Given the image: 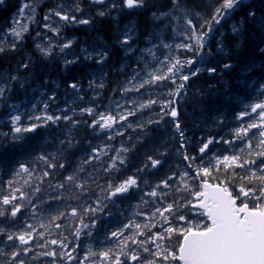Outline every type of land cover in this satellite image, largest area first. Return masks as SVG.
Masks as SVG:
<instances>
[{"label": "snow or ice", "instance_id": "1", "mask_svg": "<svg viewBox=\"0 0 264 264\" xmlns=\"http://www.w3.org/2000/svg\"><path fill=\"white\" fill-rule=\"evenodd\" d=\"M38 8L23 0L0 34V55L21 53L0 71V264H264V0H58L40 22ZM78 27L97 35L63 34ZM61 64L91 77L64 81L63 107ZM205 73L217 85L195 87ZM190 92L225 108H201L191 135ZM132 200L125 216L117 201Z\"/></svg>", "mask_w": 264, "mask_h": 264}, {"label": "trees", "instance_id": "2", "mask_svg": "<svg viewBox=\"0 0 264 264\" xmlns=\"http://www.w3.org/2000/svg\"><path fill=\"white\" fill-rule=\"evenodd\" d=\"M58 2V0H43L42 3L38 4L39 8L37 11V17L36 20L37 22H40L43 14L49 9V8H54L56 3ZM87 2V0H85V3ZM214 0H190V6L192 7L193 10L195 11H200L202 10L203 7L207 6L210 3H213ZM22 3V0H2V2H0V34L3 33V31L7 28L11 26V22H12V18L13 16L16 14L17 12V8L19 7V5ZM128 18H124L122 20H120V24L121 26L126 22ZM131 19L136 20L140 26L141 29H145L147 27L146 21H145V17L144 16H140V15H136L133 14V16L131 17ZM39 27L37 26V24H32L30 27V35H26L25 36V43H24V51L28 52L30 54H32L34 57L36 56V53L34 52V45L32 42V37H34L36 35V32L39 31ZM49 35H52L51 33H48ZM64 35L66 36H78L81 38V40L84 39H88L89 42H91V38L95 37L97 35V33L95 32H90V33H85L81 28H76L75 30H65ZM146 34V33H145ZM142 38V37H141ZM141 46H144L143 44H141ZM77 52L79 51V48L75 49ZM21 53H17L15 56L8 54V55H0V71H7L8 69H10L12 66L15 65L16 61L19 59ZM71 59V57H70ZM116 67L119 68L121 67L120 63L117 62L116 63ZM49 71L51 72V79L56 81V85H58V91H57V101L60 107H63L65 105V101L67 100V102L69 104L72 103L73 100V94L71 93V90H68L66 88V85L64 83V81L66 79H71L72 77H79V81L80 83L83 85L84 89H87V81L88 79H91L90 76H87V71L88 69H85L83 67L80 68H71L70 70H64L62 64L61 65H55L52 66ZM225 79H229L231 80V76L227 73L224 74ZM121 79V77L115 73L114 70H110L109 71V80H119ZM193 84L195 85V87L197 88H201V89H206L209 85H217V81L215 79H209L208 78V74L205 73L201 79L199 80H194ZM195 89H193L192 91H194ZM83 95H85V99L87 100L89 96L92 95L91 92H87L82 93ZM110 91H106L104 93V100L102 101V103H107L108 102V97L110 96ZM189 104L188 105H184L183 107L186 108V111L188 113V118H189V123H188V127L190 129V132L188 133L189 135H191L192 132H197L199 134V130H197L196 128L193 127V123L191 122L193 119H195V123L199 124L200 123V119L198 117H200L201 113H200V109L201 108H208L210 104H212L214 107L219 108V112H213V118L215 116L221 115L225 112V108L221 106L220 103H218L214 98H209L208 101H201L199 103H197L196 99L193 98L191 96V92L189 94ZM17 98L18 100H23L24 103L26 104L30 99H32L31 97V93H29L28 96H24L23 93H18L17 94ZM242 98V97H241ZM245 103H247V101H244ZM2 112L3 109H0V121L3 120V116H2ZM147 113L145 114V119L147 118ZM209 126H211V121H209ZM0 131H8V128L5 126H2V124H0ZM204 134H207L206 132ZM51 137L48 133H45L44 131H40L39 134L36 136V138L32 141L33 144H39V143H43L46 140H49ZM88 139H92L91 137H88ZM103 137H101L100 140H93L94 144L97 143H103ZM113 143L118 147L119 146V139L117 138L116 140L113 141ZM78 156L83 155V153H78ZM8 156L10 159H19V160H23L25 158L24 154L21 151H16L14 154L9 152ZM135 159V158H133ZM11 165H6L4 167H10ZM89 171H91V169H89ZM2 179H7V177H2ZM100 183H103V180L99 181ZM118 204H121V211L124 212V215L127 216L129 215L133 209L132 207H130V204H135L137 203L136 200H132V201H117ZM111 208V206H110ZM113 212V215L111 217L104 215L103 216V222L105 224H107L109 226V230H111L115 224V222L119 219H121V217L119 216V213L116 211V209H111ZM107 211V210H106ZM98 229H99V233H98V239L99 240H103V233H104V228L100 227V225L98 224ZM65 235L69 236V239H71L72 237L66 232ZM96 235V234H94ZM91 243L93 245L94 250H98L99 249V245L97 243H94L91 240H87L86 238L82 237V241H81V247L84 248L87 244ZM82 254V253H81Z\"/></svg>", "mask_w": 264, "mask_h": 264}, {"label": "bare ground", "instance_id": "3", "mask_svg": "<svg viewBox=\"0 0 264 264\" xmlns=\"http://www.w3.org/2000/svg\"><path fill=\"white\" fill-rule=\"evenodd\" d=\"M42 1H43V0H36V3H37V4H40V3H42ZM22 2H23V0H22ZM48 35H49V34H48Z\"/></svg>", "mask_w": 264, "mask_h": 264}, {"label": "rangeland", "instance_id": "4", "mask_svg": "<svg viewBox=\"0 0 264 264\" xmlns=\"http://www.w3.org/2000/svg\"><path fill=\"white\" fill-rule=\"evenodd\" d=\"M22 23L24 22V21H21ZM37 98H39V96H37ZM33 103H35V100H33Z\"/></svg>", "mask_w": 264, "mask_h": 264}]
</instances>
